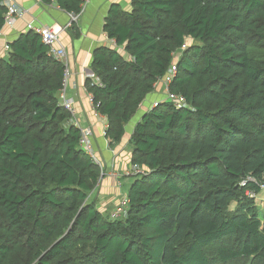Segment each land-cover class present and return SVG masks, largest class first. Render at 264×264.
<instances>
[{"label": "trees", "instance_id": "obj_1", "mask_svg": "<svg viewBox=\"0 0 264 264\" xmlns=\"http://www.w3.org/2000/svg\"><path fill=\"white\" fill-rule=\"evenodd\" d=\"M42 1L69 14L83 3ZM131 7L110 8L104 31L124 52L96 50L102 85L86 84L110 147L173 66L170 90L187 107L162 101L136 124L131 162L144 170L126 215L112 220L89 202L102 172L60 104L64 66L32 31L9 44L0 59V264H264V207L248 196L264 190V0ZM6 12L0 0V32ZM248 177L257 183L242 186Z\"/></svg>", "mask_w": 264, "mask_h": 264}, {"label": "crops", "instance_id": "obj_2", "mask_svg": "<svg viewBox=\"0 0 264 264\" xmlns=\"http://www.w3.org/2000/svg\"><path fill=\"white\" fill-rule=\"evenodd\" d=\"M17 5L28 12L27 16L16 20L12 28L6 27L0 35V59H7L9 56V44L30 32L28 25L34 23L38 27L49 26L56 29L67 26L70 22V14L61 9L55 2L45 3L42 0H16ZM118 4L124 10L131 11V0H91L86 6L78 23L62 33L61 38L68 51V59L71 70V78L65 92L66 98L73 103L75 118L82 128H91L93 132V146L97 154L105 161L107 177L98 190L102 203L100 212H106L109 216L120 204L122 175L134 176L131 162L132 147L129 140L136 124L143 115L151 108L144 103L132 122L126 127L124 141L110 147L105 132L108 126L104 116H95L93 107L88 98L86 88V73L92 71L93 57L96 50L107 47L116 49L119 53L124 50L117 47L114 40H110L104 31L105 20L110 8ZM130 60L129 56H126ZM149 99V100H148ZM166 101L167 97L161 87L156 93L150 95L146 102L150 103ZM74 124L73 119L70 123Z\"/></svg>", "mask_w": 264, "mask_h": 264}, {"label": "built area", "instance_id": "obj_3", "mask_svg": "<svg viewBox=\"0 0 264 264\" xmlns=\"http://www.w3.org/2000/svg\"><path fill=\"white\" fill-rule=\"evenodd\" d=\"M90 1L91 0H83V3L81 5V11L78 14H70V22L67 26L63 28L56 29L55 27H52V26L51 27L49 26L38 27L34 25V23H30L28 25V29L38 34L41 37L42 43L48 49V55L54 61H57L58 63L64 66V78H63L62 90L59 93L60 104L72 115V119L74 121L73 125H75L76 128H78L81 133L80 146L91 157L93 162L96 165H98V167L101 169V172H102L101 178L103 179L104 177L103 175L106 172V170L104 169L103 163L100 160L99 155L94 149L93 142H92V139H93L92 129L91 128L84 129L80 126V124L77 122L75 118V111L73 108V103L69 101L65 95L68 82L71 78V70H70V64H69V59H68V51H67L65 44L62 41L61 35L63 32L69 29H72L73 26H75L78 23L81 15L84 13L86 6L89 4ZM4 4L7 7L4 28L6 27L12 28L15 25L16 20L22 19L26 17L28 14L26 10L21 9L17 5L16 0H4ZM0 35H1V32H0ZM185 48L186 46L183 48V50ZM176 73H177V68L175 66L171 67L166 78L160 82L159 87H161V89L164 90L168 101L173 102L174 105L178 108H185L187 107V102L185 98L183 96L173 94L170 90V84L172 83V80L175 77ZM86 77H87V81H91L93 85H97V86L102 85L100 78L96 76V74L93 71H88L86 73ZM88 98L93 107L95 116L97 117L102 116L97 111L98 105L95 104L93 95L89 92H88ZM158 104L159 102H155L152 108L157 106ZM142 172L143 170L140 169L139 166L137 165L133 166L132 173L134 176ZM106 176H107V173H106ZM101 181H100L99 186L101 185ZM250 182L257 183L256 179L252 177H248L245 181H243L242 186H245ZM262 189H264V185L262 186ZM248 196L250 198L255 199L256 194L253 192H249ZM128 204H129L128 198L127 197L123 198V200L120 202L117 209L110 215V218L112 220H118L121 217L125 216L127 213Z\"/></svg>", "mask_w": 264, "mask_h": 264}, {"label": "rangeland", "instance_id": "obj_4", "mask_svg": "<svg viewBox=\"0 0 264 264\" xmlns=\"http://www.w3.org/2000/svg\"><path fill=\"white\" fill-rule=\"evenodd\" d=\"M193 45V41H188V44H187V46H192ZM180 53L181 52H179L178 54H177V56H179L180 55ZM163 90V89H162ZM164 94H165V92H164ZM146 103V105L148 104V108H150V105L149 104H151V108H152V106L155 104V100H153L152 102H150V103H148V102H145ZM150 108V109H151ZM149 109V110H150ZM140 112V111H139ZM138 112V113H139ZM100 157V156H99ZM100 160L102 161V163H103V166H104V169L105 170H107L106 169V165H105V161L100 157ZM140 169H142V168H140ZM144 170V169H143ZM106 173H107V171L104 173V177H103V179H102V181H101V185L103 184V181H104V179L107 177L106 176ZM136 181V178L134 177V176H132V177H130V176H124V174L122 175V177H121V179H120V182H121V194H120V200L122 201L123 200V198H125L127 195H128V193H129V190H130V188H131V186L134 184V182ZM101 185L99 186V187H101ZM97 188L95 191H94V193L90 196L91 198H90V203L91 202H96L97 204H96V207L98 208V210H99V208H100V205L98 204V203H102V201H101V198L102 197H100L99 196V194H98V190L100 189V188ZM255 200H256V206H257V209H258V211L259 212H262V209H263V207H264V190L260 193V194H257L256 196H255ZM120 201V202H121ZM234 207H235V203L232 205V208L231 209H234ZM100 211V210H99ZM105 216H108L109 217V214L108 213H106V212H102ZM124 218V216L122 217V219Z\"/></svg>", "mask_w": 264, "mask_h": 264}, {"label": "water", "instance_id": "obj_5", "mask_svg": "<svg viewBox=\"0 0 264 264\" xmlns=\"http://www.w3.org/2000/svg\"><path fill=\"white\" fill-rule=\"evenodd\" d=\"M149 100V99H148ZM147 107H148V104L146 105ZM138 114H140V113H138Z\"/></svg>", "mask_w": 264, "mask_h": 264}]
</instances>
